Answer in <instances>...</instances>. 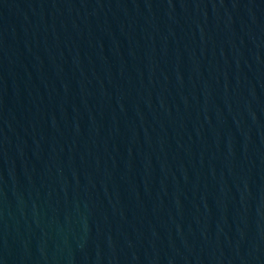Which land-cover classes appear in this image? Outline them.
<instances>
[{"label":"water","instance_id":"95a60500","mask_svg":"<svg viewBox=\"0 0 264 264\" xmlns=\"http://www.w3.org/2000/svg\"><path fill=\"white\" fill-rule=\"evenodd\" d=\"M0 264H264V0H0Z\"/></svg>","mask_w":264,"mask_h":264}]
</instances>
